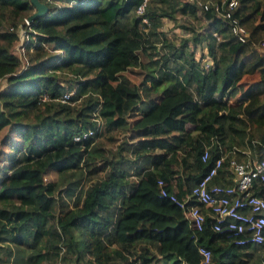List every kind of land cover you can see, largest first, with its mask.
<instances>
[{"label": "trees", "instance_id": "16d2710c", "mask_svg": "<svg viewBox=\"0 0 264 264\" xmlns=\"http://www.w3.org/2000/svg\"><path fill=\"white\" fill-rule=\"evenodd\" d=\"M41 1L47 13L28 24L30 0H0V264L81 261L83 253L92 264H200L198 245L211 251L207 264H263L264 255L240 256L263 251L264 242L228 240L209 215L195 233L158 180L181 197L222 155L211 183H233L231 158H264V0L230 8L249 30L243 43L216 11L228 0H200L208 8L147 0L139 14L142 0ZM166 19L186 29L179 42L163 30ZM20 29L26 61L15 49ZM256 72L260 79H244ZM120 134L115 152L97 140ZM50 172L58 179L46 180ZM252 192L264 198V183ZM139 242L147 250L131 254Z\"/></svg>", "mask_w": 264, "mask_h": 264}, {"label": "built area", "instance_id": "2783aa9c", "mask_svg": "<svg viewBox=\"0 0 264 264\" xmlns=\"http://www.w3.org/2000/svg\"><path fill=\"white\" fill-rule=\"evenodd\" d=\"M147 0H142L141 4L136 8L137 13H142ZM204 8L209 7L208 2H201ZM238 4L237 0H228L226 3L227 10L222 11L215 5L216 11L223 17H227L230 22V30L235 36L236 42H246L249 37L248 28L242 24L236 17H232L231 7ZM146 20V19H144ZM25 21L30 22L26 18ZM27 37V36H26ZM264 46V41H261ZM22 49L24 46L22 45ZM208 65V63L206 64ZM71 92L63 93L58 99L66 100ZM42 99H48L46 93L42 94ZM92 130H88L82 136H76L80 139L89 134ZM207 152L205 151L202 159H205ZM224 156H220L215 160L214 165L208 173L200 179L191 189L190 194L178 197L174 193H168L162 186L163 181L158 180L160 186V194L168 196L179 206L184 208V212L189 218L190 226L196 233V230L202 229L203 220L206 215L212 217L211 225L213 230L237 244H260L264 242V198L253 194L254 184L256 182L264 183V158H251L238 161L235 158L229 160V166L233 172V183L220 184L211 183L212 177L217 173L218 168L222 164ZM190 200L194 204H188ZM192 203V202H191ZM198 203L208 208L207 212L200 210ZM198 252L201 254L200 264H207L211 261V251L204 245H198Z\"/></svg>", "mask_w": 264, "mask_h": 264}, {"label": "rangeland", "instance_id": "374dc122", "mask_svg": "<svg viewBox=\"0 0 264 264\" xmlns=\"http://www.w3.org/2000/svg\"><path fill=\"white\" fill-rule=\"evenodd\" d=\"M184 19L185 18L178 16L177 21H178V23H181V22L184 21ZM177 21L170 20V19L169 20L166 19L165 22H164V24H163V27L162 28L165 31V33L171 39H174L175 41H178L179 42L180 39L183 38V36H186L187 35V31H186V29L181 28L178 25ZM191 22H193L195 25H199L200 24L199 21L198 22H195V21H192L191 20ZM22 40H24V42ZM25 41H27V37L25 36L24 32L20 29V31H19V38L17 40V43L15 44L16 45V48L15 49H16V52L17 53H20V55H23L24 61H26V59H25V53L26 52H25V49H22V45H23V43H25ZM257 46H259L261 48V50H264V46H262L261 44L260 45H257ZM45 47L48 49L50 46L48 44H45ZM200 50L201 49L198 47L197 48V51H196L197 56L199 55L200 52H202V50L201 51ZM202 63L204 65H206L208 63L207 59H204L202 61ZM126 74L128 76H130L132 80L136 79L135 76L132 75V73L127 72ZM4 85H5V79H1V81H0V88H2ZM5 132H6L5 130L2 131V132L0 131V139H1L2 135ZM122 137H123V135L120 134V135H118V139L117 140H112V139L106 138L105 136H101L97 140L100 142V145H101L102 149L103 150H107V153H110L111 151L112 152H115L114 150L116 149V144H117V142H119L121 140ZM4 149H6V146H5ZM4 149H0V173L2 172V168H3V167H1V165H3L4 162H5L4 161V157H3V155H4L3 150ZM243 160H245V159H243ZM101 173H103V172H99L96 176L95 175L94 176L91 175V177H87V174H85L82 177V179L80 180L81 181L80 182V186L81 187H84V186L87 187L88 185H90L95 180V178L97 176H100ZM44 178L46 180H57L58 179V174L55 173V172H50V173L45 174V177ZM63 187H65V185L61 186V188H63ZM64 198L69 202V204H72V200L71 199H69L68 197H64ZM70 234L72 235L73 241H74L75 245L77 246L76 249L77 250H80L79 248H82V242H81V239H80L78 233L75 230H71L70 231ZM107 247L109 249H111V250H113L114 248H116L118 250V254H123V256L125 257V254L126 253H124L122 250H120L119 248H117L115 245H113V246L112 245H108ZM146 247H148L147 244L142 243V242H139L137 244V247H136V253H131V254H139L141 252H144V250H147V249H145ZM63 250H64V247L62 248L61 251L63 252ZM80 251H82V249ZM150 251H155V249H154L153 246H149V252ZM147 253H148V251H147ZM256 254H264V250L263 251H258V252H256ZM73 255L74 254H72V256ZM155 255H157V254H155ZM82 256L83 257H81V259H83V260H81V261L80 260L79 261H75V260H71V259H65L63 262H61V260L60 261L58 260L54 264H92V263L86 262L87 260L91 259L89 257V255H87L86 253H83ZM47 263L50 264L49 262H47ZM115 263L117 264V261H115ZM44 264H46V263H44Z\"/></svg>", "mask_w": 264, "mask_h": 264}, {"label": "water", "instance_id": "95a60500", "mask_svg": "<svg viewBox=\"0 0 264 264\" xmlns=\"http://www.w3.org/2000/svg\"><path fill=\"white\" fill-rule=\"evenodd\" d=\"M30 2L32 3V5L34 6V11L28 15L27 19L29 22L35 20L38 17H41L43 15H45L48 11V5L41 1V0H30Z\"/></svg>", "mask_w": 264, "mask_h": 264}, {"label": "crops", "instance_id": "0c3cea01", "mask_svg": "<svg viewBox=\"0 0 264 264\" xmlns=\"http://www.w3.org/2000/svg\"><path fill=\"white\" fill-rule=\"evenodd\" d=\"M204 52H205V49H204ZM204 59H206V58H204ZM207 61H208V63H209V60L207 59ZM261 78V76H260V74L259 73H254L250 78H249V76H247V78H244L246 81L248 80V79H250V81L251 80H254V79H260ZM247 151H246V153L247 154H249V149H246ZM245 153V152H244ZM224 156V155H223ZM252 157H255V154H253V155H251ZM246 159V158H245ZM264 254H243V256H240V258H243V259H245L247 262H252V261H254V260H256L257 258H259V257H261V256H263ZM264 264V263H263Z\"/></svg>", "mask_w": 264, "mask_h": 264}]
</instances>
